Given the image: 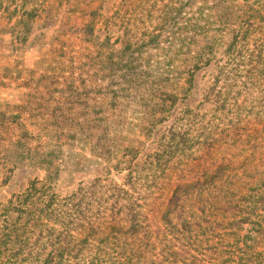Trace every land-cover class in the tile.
Instances as JSON below:
<instances>
[{
    "label": "trees",
    "instance_id": "16d2710c",
    "mask_svg": "<svg viewBox=\"0 0 264 264\" xmlns=\"http://www.w3.org/2000/svg\"><path fill=\"white\" fill-rule=\"evenodd\" d=\"M49 1L0 0V45L15 47L17 56ZM160 1L165 7L157 18L152 8ZM173 1L148 0L151 30L115 47L100 40L98 9L85 0L80 48L55 37L50 61L23 81L14 75L17 66L0 60V88L16 84L23 91L18 103L0 107V146L7 137L18 159L46 171L16 194L15 221H1L0 213V258L10 253L15 264H69L65 255L77 252L84 258L76 264H159L153 255H181L173 247L165 252L163 241L158 253L160 215L164 241L171 242L169 234L192 240L193 260L186 264H264V0ZM63 19L66 35L70 18ZM235 19L241 23L227 59L205 94L211 113L186 108L155 151L139 159L190 94L197 72L225 45ZM77 149L92 155L86 160L95 171L126 170L122 183H102L100 173L62 197L66 157ZM7 150L0 147V154ZM24 161L9 168L8 178Z\"/></svg>",
    "mask_w": 264,
    "mask_h": 264
},
{
    "label": "rangeland",
    "instance_id": "374dc122",
    "mask_svg": "<svg viewBox=\"0 0 264 264\" xmlns=\"http://www.w3.org/2000/svg\"><path fill=\"white\" fill-rule=\"evenodd\" d=\"M84 1L85 0H70L67 2L66 0H50L49 3L44 4V9L41 11L40 16L32 19L33 31L31 32L28 41L22 46V49H19L20 51L18 52L17 56H15L17 52V49L15 47L12 49L0 45V53L3 54V56H0V60L5 58L2 66H17L14 72L16 79L22 81L29 80L31 77V72L38 69V64H40L43 59H48L50 61L52 57V52L50 53L52 43L55 41V44H59L57 39L55 40V37H60L63 39L65 38L66 43L72 49L80 48L82 45L81 27L83 23L82 16ZM88 1L92 2L94 8L98 9L97 34L99 35L101 41H106L107 39H109L110 45L114 44L113 46L119 47L129 39L135 40L136 36L141 37L143 34H145L144 32H146L147 30H151L149 21L150 17L147 16V11L151 10V6L150 3H148V0H134L133 3L128 2L129 0ZM172 2L174 1L166 0V3L171 4ZM164 7V2L160 1L158 6L152 8L153 12H155L154 16L158 18L161 14H163ZM63 17L70 18L71 29L66 35L62 33L64 20ZM155 17L152 20H154ZM141 18L144 19V21L141 20ZM240 23V20L235 19L230 25L229 30L225 35V39L227 38L225 45L219 49L216 58L210 65L202 68L197 72L194 79V86L191 89L190 94L186 97V99L180 101L176 105L171 113L170 119L158 126L152 139L149 140L146 148H144L140 153L139 159L146 160L147 156L155 151L161 135L165 133L170 125L174 123L178 115H182V112L186 108H190L191 110L196 111V113H211L210 110L214 108V105L206 100L205 94L209 85L213 81L218 68L222 66L227 59V54L229 53V43L232 40L235 31L238 30ZM134 25H136L135 29H133ZM249 26L253 29V31L251 32V38L249 39V46L251 48H254V20L249 22ZM130 30H132V33L130 32ZM260 35L261 33L259 32V30H257V36ZM231 66L232 64H229L228 67L230 68ZM39 71L37 70L38 74ZM38 74H36L35 76H38ZM22 93L23 91L21 89H18L16 87V84L10 86L9 88H0V107L6 103H18L20 101ZM243 97L244 96L241 95L240 100H242ZM3 138L4 142L0 146L1 152L8 147H10V150H7L6 153L3 152L0 154V213L4 214L1 221L8 220V224H11L16 220V217L18 216V212H14L12 210L17 201L16 194L22 193L33 178H44L46 171L44 169H41L38 165L32 163L30 159H28V157L18 159L16 153L12 152L13 147L12 145H10L11 143L7 140V137ZM4 144L5 146L3 147ZM74 151L75 152L73 154L69 153L66 157V163L67 166L69 165L68 170L70 171L66 172V174L64 175L65 180L62 184V197L70 195L71 193L78 190L81 185L99 177L98 175L100 173L102 174V183H122L123 177L127 173L126 170H113L109 173L101 171V166L99 171H95L93 170L95 168V165L89 162L90 166H88V161L86 160L92 155L84 152L81 149H77ZM20 156H25V152H20ZM21 160H25V164L16 168L13 171V174H11V177L8 178L9 168H11L13 164H20ZM77 164L79 165L76 167V169L74 166H76ZM72 167H74L75 169H71ZM242 175L243 173H241L240 171L238 178L241 179ZM246 178L247 177L245 174V179ZM159 195V193H156L152 198L159 197ZM164 198L165 196H163L162 198L160 197V201L162 202ZM61 218L62 217H59L58 220H63ZM156 219L159 224L158 226L161 228L160 238L155 240L159 248L157 250L158 253H162L160 250L162 249V247L160 246V242L163 241L167 244V247L163 248L165 252H168L169 250L171 252V248L173 247L172 250H176L179 254H181L178 256L169 254L165 256L153 255L158 260H162V262H159V264H186L191 262L193 258L190 257V254L194 253L193 246L191 245L192 240L183 239L182 242H179L176 238L172 237V235L169 234L168 237L172 239L171 242H168V240L164 241L163 233L164 231H166V228L160 221V215H157ZM19 220L23 221V219ZM60 226L64 227L63 223H60ZM63 227L61 229H63ZM155 229H157L156 226ZM29 230H31V228ZM83 234L85 235L86 233ZM30 236V246L34 247V250L36 251L38 249V246L35 244L37 235L34 232H31ZM82 238L83 237L81 235L78 236V240H81ZM223 238L225 242H229L232 240V237L227 235H224ZM92 240L93 244H96V242L94 241V237H92ZM183 250L186 251L183 252ZM74 254L65 255V258H67L69 264H76V262L84 258L82 254L79 257H75L76 255ZM154 254L156 253L154 252ZM175 258L178 261H175ZM12 261L13 259L12 257H10V253H5L0 258V264H15L14 262L12 263Z\"/></svg>",
    "mask_w": 264,
    "mask_h": 264
}]
</instances>
